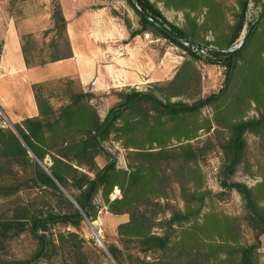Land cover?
Instances as JSON below:
<instances>
[{
	"label": "trees",
	"instance_id": "obj_1",
	"mask_svg": "<svg viewBox=\"0 0 264 264\" xmlns=\"http://www.w3.org/2000/svg\"><path fill=\"white\" fill-rule=\"evenodd\" d=\"M162 1L164 5L177 2ZM185 1L188 6H191L190 1L194 6L209 3V0ZM127 2L139 16V27L130 30L129 36L142 30L154 31L185 49L191 59H199L200 55L183 44V40L189 44L212 45L207 55L202 57L207 62L219 63L226 68V86L219 92L199 97L190 103L180 99L170 100V96L181 94L188 85L197 83L191 59H184L172 77L166 80L167 89L160 87L165 95L163 98L150 90L135 89L133 86L126 87L127 90L114 88L118 96L100 117L96 106L90 101L92 93L82 89L76 78H54L65 80L67 90L66 101L58 108H54L43 93L46 80L32 83L37 114L12 123L14 130L0 125V196L7 197L22 188L37 187L39 191L51 195L58 207L43 210L35 207L33 202L21 201L12 207L13 216L0 218V236L5 237L7 231L11 230L15 234L27 230L36 240V249L30 257L0 258V264H40L38 260L49 259L57 245L62 247L70 242L61 232L57 233L56 238L47 236L49 226L61 222L76 227L84 217L93 219L98 206L93 201L96 193H99L109 212L127 213V220L116 225V233L121 239L135 242L143 251L151 249L160 252L155 261L127 252L125 256L128 261H125L120 248L110 244L107 249L117 264H181V251L187 256L199 258L196 264H256L255 244L231 247L229 243L235 240L227 237L235 232V217L206 211L200 223L181 225L196 220L209 192L202 188L199 167L195 164L192 168L188 162H195L201 152L200 147L189 140L196 135L197 129L209 127L208 119L198 123L194 115L204 104L212 103L213 119L218 126L226 129V135L218 141L221 150L219 185L234 189L239 194L243 217L253 231L255 241L264 231V174L252 186L231 179L244 158V132L250 131L264 137V61L260 48L255 46L257 42H264V30L258 29V18L264 14V5L256 19L248 22L241 44L228 50L244 22L247 0L238 2L239 10L229 35H218L213 41L194 39L193 32L198 25L187 12L183 14L187 27H180L168 21L151 0ZM216 5L215 1L211 2V7ZM50 17L51 26L42 33L55 30L63 36L66 50L58 54V42L51 38L48 48H52L55 54L47 58H33L30 51L36 37L29 32L22 33L19 36L21 52L28 66L71 54L65 35V19L57 0L52 5ZM153 82L160 84V81ZM226 96L232 97L228 99L229 103L225 101ZM249 100L259 107L258 115L233 119L231 113L237 102H245L248 106ZM109 135L127 148L125 167L116 166L114 156L103 146V141ZM171 138L178 143L170 144ZM100 153L107 157L102 166H98L94 159ZM45 156L48 160L44 162ZM172 164L177 166L175 170L183 204L181 209H171L165 220L168 225L181 226L174 237L169 232L154 233L150 229L159 210L153 199L163 192L162 183L167 177L165 169L167 165L173 168ZM17 167L23 171L18 176L19 181L5 182V179H15L16 173L19 175ZM191 171L196 172L197 179L190 186L186 181ZM113 186L120 193L109 198ZM259 197L263 198L262 202L258 200ZM199 231L208 240L199 236ZM67 236L72 238L75 233L69 231ZM216 236L220 238L219 241L214 240ZM71 245L78 248L77 243ZM227 248H232V251ZM71 258L72 264H87L79 252L72 253Z\"/></svg>",
	"mask_w": 264,
	"mask_h": 264
},
{
	"label": "rangeland",
	"instance_id": "obj_2",
	"mask_svg": "<svg viewBox=\"0 0 264 264\" xmlns=\"http://www.w3.org/2000/svg\"><path fill=\"white\" fill-rule=\"evenodd\" d=\"M17 0H0V9L4 11H9L15 5ZM51 6L56 0H49ZM102 4L113 15L119 25L126 29V34L122 36V41L130 39L131 36L128 35V30L136 29L139 27V16L134 10L133 6L130 5L127 0H101ZM160 9L164 17L175 25L180 27H187V21L183 16L184 12L189 13L190 18H194L197 23V28L193 32V37L197 41H213V39L218 35H225L226 37L230 33V27L233 25L235 18L237 17V12L239 10L238 2L240 0H209L207 5L198 3L194 4L190 1L191 6H188V2L185 0H176L177 2L172 3V5H164L162 0H151ZM215 1L216 6L211 7V2ZM98 4V3H97ZM95 4V6H97ZM264 5V0H247L245 19L239 30L238 36L245 35L248 22L255 20L258 16L259 11ZM127 24L129 26H127ZM189 29V26H188ZM258 29L264 30V14L258 18ZM190 30V29H189ZM146 31V30H142ZM139 31L135 33L136 37H142V35H148L150 40L147 42L155 52V55L165 51V56L169 59V65L167 69L171 68V65L176 63L170 72L166 74V78L160 80V84H155L156 82H149L147 85L142 87H134L140 90H150L155 95L163 98V91H160V87L164 86L166 80L170 79L177 68V66L184 59H191L189 53L182 49L180 46L174 45L168 39L163 38L158 33L154 31H147L142 33ZM242 31V32H241ZM42 33V32H41ZM47 35V38H44ZM153 35L157 36L158 39L153 40ZM133 36V35H132ZM237 36V37H238ZM35 39L32 50L30 51L33 58L48 57L55 54L52 48H48V41L54 38L58 42V54L65 52L66 47L64 44L63 36L56 33L55 30L42 33ZM127 37V38H126ZM131 40V39H130ZM261 50V58L264 61V42H257V46ZM192 65L195 69V74L197 75V83L188 85L185 91L178 95L170 96V100H182L185 102H192L199 97H205L211 93H216L221 91L226 86L225 71L226 68L219 63L207 62L200 56L199 59H191ZM44 83L43 93L48 96V101L54 108H58L62 103L66 101L67 90L65 88V80L61 79H49ZM131 86H120L117 89H125ZM89 90V89H85ZM92 93L90 101L96 106L98 115L102 117L108 106L112 103L113 99H116L117 92L114 88H109L108 91L102 93ZM231 96H226L225 101L229 103ZM115 101V100H114ZM259 107L252 100H249V105L247 106L245 102H237L234 111L231 113V117L238 118H248L250 116H257ZM214 108L212 103L204 104L199 108L198 112L194 115L196 121L204 122L208 119L209 127L199 128L196 130V135L192 137L189 141L200 147L201 152L196 158V161L188 162L193 168L195 164L199 167L200 173L202 175V188L208 190L209 192L204 198L203 205L199 215L196 217V222L190 220L183 222L181 226H187L192 223H200L202 220V215L206 211H213L217 215H228L235 217L234 219V234L232 236H227L228 239L234 238L235 240L229 241L231 247L237 244H255L254 252L256 257V264H264V231L258 236V240L255 241L254 234L251 228L248 226L246 220L243 217L242 200L234 189L223 188L219 185L218 177V167L221 162V150L218 146V141L226 135V129L218 126V123L213 119ZM6 116V115H5ZM0 125H5L14 130L12 122H10L7 117H0ZM245 138V149L244 158L242 162L236 167L233 172L231 179L242 181L248 186H252L257 183L264 174V137L255 135L250 131L244 132ZM170 144L178 143L174 138L169 141ZM103 146L107 151H109L115 158V164L118 167H125V152L127 148H124L119 140H115L111 135L103 141ZM146 145V144H145ZM155 145V144H152ZM95 162L98 166H102L107 157L100 153L95 158ZM48 160V157H44V162ZM173 168L167 165L165 169L166 179L162 183L164 189L159 196L153 199L157 203L158 212L153 219V225L151 226V232L161 233L169 232L172 237L179 233L181 228L180 225L166 223V219L169 217V211L171 209H181L183 207L181 193L179 189L178 174L176 165ZM18 174L16 173L15 179H5V182L11 183L13 181H19L20 174H23L17 167ZM7 177V176H5ZM188 184L191 186L192 182L197 179L196 172L191 171L187 175ZM118 189L113 186L108 197L116 193ZM120 193L118 189V194ZM117 195V193H116ZM69 198V196L66 194ZM262 197V196H261ZM259 197L260 202L263 198ZM21 201H30L34 203V206L41 208L43 210L50 209L52 207H58L55 204V199L43 191H39L37 187H26L20 189L18 192L7 196H0V218H9L11 215L12 207L17 205ZM41 201H43L41 203ZM94 203H96L97 209L96 214L93 219L84 217L76 227L72 225L57 222L49 226L47 236L51 238H56L57 233H63L67 244L64 246L56 247L55 253L51 255L49 259H40L37 262L40 264H72V253H78L85 259L87 264H117L107 247L110 244L118 246L122 252V256L126 253H131L133 256H138L149 261H155L159 258L160 252L157 250H141L135 242L125 241L121 239L116 233V225L121 221H125L128 218L127 213H111L106 209V205L103 203L99 193H96L93 198ZM100 229L104 246H96L93 243V231ZM73 231L75 236L68 237L67 232ZM199 236H203V239L208 240L204 237L201 231L197 233ZM66 235V236H65ZM214 240L219 241V237H214ZM224 242V240H222ZM56 243V242H55ZM78 245V248L71 244ZM189 245L194 246L193 243L188 242ZM36 249L35 238L27 231L23 230L19 233H14L12 230L7 231L5 237L0 236V258L4 259H23L30 257ZM228 251H232V248H227ZM78 251V252H77ZM186 251V250H185ZM181 264H196L200 259L193 258L191 256L185 255V252H180ZM223 255V253H221ZM167 260V259H164ZM125 261H128L125 256ZM126 264H129L126 262Z\"/></svg>",
	"mask_w": 264,
	"mask_h": 264
},
{
	"label": "crops",
	"instance_id": "obj_3",
	"mask_svg": "<svg viewBox=\"0 0 264 264\" xmlns=\"http://www.w3.org/2000/svg\"><path fill=\"white\" fill-rule=\"evenodd\" d=\"M57 2L65 19L71 54L29 66L24 62L19 36L29 32L38 39L51 26L50 1L17 0L9 11L0 9V109L10 122L37 114L31 90L34 82L70 76L78 80L82 89L102 93L109 88H139L160 81L176 64L167 69L169 59L165 51L155 55L147 43L148 35L136 37L134 34L131 40L122 41L126 29L101 0ZM117 47L122 49L121 55L117 54Z\"/></svg>",
	"mask_w": 264,
	"mask_h": 264
},
{
	"label": "built area",
	"instance_id": "obj_4",
	"mask_svg": "<svg viewBox=\"0 0 264 264\" xmlns=\"http://www.w3.org/2000/svg\"><path fill=\"white\" fill-rule=\"evenodd\" d=\"M242 32V31H241ZM242 42V35L238 36L235 41L227 48L228 50H231L233 48H236L238 47ZM183 44H185L186 46H189V49L197 54H199L200 56H205L207 55V51H208V48L212 47V45L210 44H207V45H196V44H189L187 41L183 40L182 41ZM123 52H122V49L120 47H117V54L118 55H121ZM93 81L90 82V84L92 83ZM0 117H5L4 113L1 111L0 109ZM116 190V193L114 195H112L110 198L114 197V196H118V189H114V191ZM93 243L96 245V246H104V242H103V239H102V235H101V231L100 229H96L93 231Z\"/></svg>",
	"mask_w": 264,
	"mask_h": 264
},
{
	"label": "water",
	"instance_id": "obj_5",
	"mask_svg": "<svg viewBox=\"0 0 264 264\" xmlns=\"http://www.w3.org/2000/svg\"><path fill=\"white\" fill-rule=\"evenodd\" d=\"M134 2V0H132ZM70 199V198H69ZM71 200V199H70Z\"/></svg>",
	"mask_w": 264,
	"mask_h": 264
}]
</instances>
